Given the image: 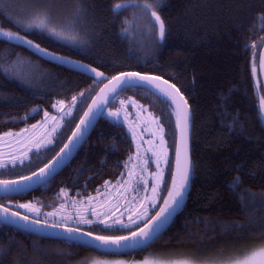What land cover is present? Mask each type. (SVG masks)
<instances>
[{
	"label": "trees",
	"instance_id": "trees-1",
	"mask_svg": "<svg viewBox=\"0 0 264 264\" xmlns=\"http://www.w3.org/2000/svg\"><path fill=\"white\" fill-rule=\"evenodd\" d=\"M39 1L43 0L27 5ZM54 1L39 4L48 16L44 27L14 21V11L0 4V28L32 42L0 36V132L37 119L56 99L69 104L80 95L73 115L53 143L33 152L24 164L0 169L9 174L4 178L28 174L47 162L97 88L119 72L137 70L170 80L189 105L190 190L166 231L138 252L101 254L0 224V264H73L87 252L133 261L149 251L163 257L167 251L198 261H222L264 245V125L260 116L264 94L255 69L264 42V0H60V7L52 6ZM142 2H151L157 9L165 26L163 39L157 29L136 37L127 31L124 22L129 6ZM117 3L124 8L114 9ZM57 14L69 20L72 14L73 26L81 27V31L72 29L73 39L56 35ZM53 54L76 64L57 60ZM85 67L98 69L104 78L97 80L83 71ZM119 95H132L161 116L169 161L159 200L146 219L127 227L115 224L128 221L126 216L111 217L113 225L108 227L99 223L75 226L106 236L133 231L151 217L168 186L175 143L174 113L164 98L142 87L126 88ZM115 98L109 105L115 104ZM132 151L125 125L102 114L67 166L27 194L0 196V204L19 211L7 201H28L50 209L69 198L66 190L69 195L75 188L79 189L76 194L98 191L104 182L123 176ZM237 177L238 186L233 187ZM48 245L60 254H43Z\"/></svg>",
	"mask_w": 264,
	"mask_h": 264
},
{
	"label": "rangeland",
	"instance_id": "rangeland-1",
	"mask_svg": "<svg viewBox=\"0 0 264 264\" xmlns=\"http://www.w3.org/2000/svg\"><path fill=\"white\" fill-rule=\"evenodd\" d=\"M43 1L37 2L35 6L27 5L33 4L34 0H0V4L14 11L12 14L15 16L11 15L14 21L28 22L36 26L41 20L44 21L48 17L42 8L45 4ZM145 3L152 4L151 2H142L130 5V9L128 8L130 17L127 16L128 19L124 23L127 31L131 34L130 36H140L143 32L145 35L152 31L156 32L157 26L151 12H156L157 9L154 5L151 9H147L143 6ZM61 4H63L62 1L55 0L52 6L58 7ZM57 15L58 20L54 23V28L58 29L56 35L61 39H73L71 37L72 29L81 31V27L75 23V27L73 26L72 14L70 20L68 19L69 16ZM3 31L9 32L4 29ZM16 34L24 39H18L16 36L12 38L0 36L28 43L24 36L20 33ZM144 37L148 40L147 36ZM53 57L68 64H76L75 60H70L59 54H53ZM79 96L69 104L56 99L51 109L42 110V115L37 119L19 128L6 129L0 132V169L24 164L30 159L33 152L51 145L57 132L73 115ZM114 103L104 110L103 115L110 120L123 123L133 143V151L122 177L113 182H105L102 189L85 195L70 196L66 190L64 194L69 198H66L65 201H59L57 206L50 209H45L40 204L28 201L12 203L8 200L7 202L30 217L49 223L81 226L83 228L91 227L95 223L104 227L112 226L111 217H128V221L115 223L122 227L132 226L146 219L150 209L159 200L169 161V145L165 125L158 113L150 109L148 104L141 102L132 95H119L115 98ZM35 109H32L31 112H34ZM113 112H118V116L110 115ZM6 172L0 171V179L8 177L9 174ZM165 192H163V196ZM20 204H31L40 210L39 212H30L28 209L19 208ZM48 213H52V215H47ZM84 221H90V223ZM92 231L96 234L100 232L98 230ZM48 248L49 250L42 249L43 254H60L56 248H51L49 245ZM262 248L264 245L248 252L245 256L222 261H198L191 256L167 251L166 253L162 252L165 257L154 255L152 251H149L133 261L110 256L102 257L87 252L83 258H79V262L73 264H234L235 261L252 257L253 253L259 254ZM256 258L259 259V256L257 255Z\"/></svg>",
	"mask_w": 264,
	"mask_h": 264
},
{
	"label": "water",
	"instance_id": "water-1",
	"mask_svg": "<svg viewBox=\"0 0 264 264\" xmlns=\"http://www.w3.org/2000/svg\"><path fill=\"white\" fill-rule=\"evenodd\" d=\"M153 20L157 26L158 36L159 38H161L159 34L160 22L155 20L154 17H153ZM77 66L81 68V65H77ZM92 69H95L96 71L93 72L91 71ZM255 69L258 75L259 84L264 94V42L259 49L258 61H257V65ZM83 71H86L91 75H94L97 80L104 78V75L102 76L96 75V73L99 72V70L96 68L85 67ZM132 72L140 73L141 76L159 77L160 79L155 82H149V81H141L138 78H134L128 84L119 86L115 93L105 89L106 85L110 86V81L112 82V84L115 83V81H112L113 77H118L120 76L121 73H132ZM165 81L167 83H165ZM156 85H159V87H157ZM171 85H175V84L160 75L147 74V73L137 71V70H126V71L117 73L111 78H108L107 80H105L97 88V90L94 92V94L89 99L80 117L78 118L77 122L75 123L74 127L72 128L71 132L69 133V135L67 136L63 144L60 146V148L56 151V153L47 162H45L43 165H41L40 167H38L37 169H35L34 171L28 174L18 176V177H13V178L0 179V181H5V180L19 181L18 184H15V185L10 184L8 185L7 188H5L3 185H0V196L1 197H10V196H18L21 194H27L28 192L34 190L35 188L40 187L42 184H44L45 182L49 181L52 177H54L59 171H61L72 160L75 153L78 151L79 147L83 144V142L89 136L97 120L101 117L104 110L109 106L111 101L115 98V96L119 92H121L122 90L126 88H131V87H142L152 92H155L156 94L160 95L170 104L172 111L174 113V118H175V143H174L173 159H172V166H171L168 186H167V189H166V192L163 198L161 199L157 208L155 209V211L153 212V214L151 215L149 219H147L142 225H140L133 231H130L122 235H117V236H130L132 232H138V230L140 228H144L146 224H152L154 226L153 231L148 238H142V237L137 238L138 240H143L144 241L143 243L137 244L133 242L132 240H128V241H122L119 246L114 245V244L106 245L102 243L101 241L95 239V237L97 236H106V235L92 233L87 230L75 227V226L49 223V222H46L40 219L30 217L28 215H27L29 217L28 221L20 219L19 217H15V218H12L15 221L13 223H0V224L10 226L12 228L21 230L25 233H29L37 237L54 239V240H63V241L75 243L83 247L92 249L101 254L124 255V254L138 252L150 246L154 241H156L166 231V229L170 226L174 217L184 207L187 197H188L189 190H190V184H191V174H192L191 167L192 166H191V142H190V130H191L190 108H189V105L184 95L181 93L179 88L175 85V88L173 89L171 88ZM102 89H105V91L102 92L101 91ZM176 89H178L179 91L177 92ZM168 92H171V95H168L167 94ZM94 101H97L99 106H97V104H94ZM90 108H92V113L90 117L87 118L88 120L87 125H81L80 124L81 120L86 119L84 114L86 112H89ZM185 108L187 109V112L189 115V122H188L186 137L182 139L181 128L177 124V112L178 111L182 112ZM260 116H261V121L264 125V106H262L261 103H260ZM78 125L80 126L79 132H78V127H77ZM74 132H78V135L76 137H73ZM70 140H71V143H70ZM66 144H68L69 147L65 149L63 153H61L60 152L61 148H64V145ZM177 152H179L181 172L183 171L185 166H187L188 168L189 180L187 183V188L184 189L182 197H178L177 202L173 204L159 220H152V217H155L156 214L160 212L162 208L165 207L164 201L168 199L169 191L173 190V183H172L173 178L176 179L177 187H179L180 183H182L181 174L177 170ZM45 165H50V167L46 169V172H47L46 176L44 177H41L39 175L33 176V173H38L41 168L45 167ZM22 177H32V179L22 180L21 179ZM3 206L8 207L5 205ZM8 208L11 211H17L10 207ZM21 215L23 216L25 214L21 213ZM68 229H73V231L69 232ZM76 229H79V231H76ZM88 233H92V235H88Z\"/></svg>",
	"mask_w": 264,
	"mask_h": 264
},
{
	"label": "snow or ice",
	"instance_id": "snow-or-ice-1",
	"mask_svg": "<svg viewBox=\"0 0 264 264\" xmlns=\"http://www.w3.org/2000/svg\"><path fill=\"white\" fill-rule=\"evenodd\" d=\"M145 8L147 9H151L152 8V4L150 3H145L143 5ZM124 8L123 4L117 3L114 5V9H121ZM152 17L155 18V20L160 22V27H159V34L161 39L164 38L165 35V26L163 21L160 20V17L157 15V13L155 11L151 12ZM262 19H264V17H262ZM28 27H32L33 25L29 24L27 25ZM38 27H44L45 26V22L43 20L40 21L39 25H36ZM51 31L55 32V29H51ZM0 35L6 36L8 38H12L13 36H16V38L18 39H24L23 37H19L18 34L16 33H12V32H5L3 31V29H0ZM28 43H32L31 41H27ZM37 48H39V45H36ZM91 71L95 72V69H92ZM97 76H102L103 73H96ZM134 78H138L141 81H149V82H155L157 80H159V77H148V76H141L140 73H121L120 76L118 77H113L112 81H115L114 84H112V82L110 81V86L106 85L105 89H107L108 91H111L113 93H115L117 91V88L121 85H125L128 84L130 81H132ZM165 83H167L165 81ZM157 87H159V85H156ZM171 88H175V85H171ZM105 89H102L101 91L104 92ZM176 91L178 92L179 90L176 89ZM168 95H171V92L167 93ZM81 96H83V93H81ZM73 101L76 100V97L72 98ZM123 103V102H122ZM94 104H97V106H99L97 101H94ZM261 104L262 106H264V97L261 98ZM92 113V108L89 109V112H86L85 118L86 119H82L80 124L81 125H87L88 120L87 118L90 117ZM45 115L47 116V113H45ZM110 115L113 116H118V112H113L110 113ZM188 122H189V115L187 112V109L185 108L182 112L178 111L177 112V124L178 126L181 128V136L182 139L184 137H186V133H187V128H188ZM78 132L80 130V126L78 125ZM78 132H74L73 133V137H76L78 135ZM71 143V140H70ZM69 147L68 144L64 145V148H61L60 152L63 153L65 151V149H67ZM59 155V154H58ZM13 163H15V161H13ZM50 167V165H45L44 168H41L39 170L38 173H33V176H41L44 177L47 175L46 169H48ZM177 170L178 172H180L181 174V179H182V183H180L179 187H177V182L176 179L173 178L172 183H173V190L169 191L168 193V199H166L164 201L165 207L161 209L160 212H158L156 214L155 217H152V220H159L165 212L168 211V209L177 202V198L178 197H182L183 195V191L184 189L187 188V183L189 180V172H188V168L187 166L184 167L183 171L181 172L180 170V159H179V152H177ZM22 180H30L32 179V177H22ZM19 181H0V185H3L5 188L8 187V185H15L18 184ZM239 183V178L237 177V179L235 181H233L232 186L233 187H237ZM155 191V189H154ZM262 204H264V201H261ZM19 208H24V209H28L30 212H39V208H35L33 207L31 204H20ZM47 215H52V213H48ZM15 217H19L20 219H23L25 221L29 220V217L27 215H21L20 212L18 211H11L8 207H4L3 205H0V223H13L15 222L12 218ZM85 223H90V221H84ZM38 223V221H37ZM153 225L152 224H146L144 228H140L138 230V232H132L130 236H97L95 237V239L101 241L104 244H114L119 246L121 244L122 241H128V240H132L133 242L140 244L143 243V240H138V237H142V238H148L150 236V234L153 231ZM69 232L73 231V229H68ZM76 231H79V229H76ZM88 235H92V233H88ZM257 255L259 256V259H257ZM234 264H264V248L261 249L259 254L253 253L252 257H246L244 260H238L235 261Z\"/></svg>",
	"mask_w": 264,
	"mask_h": 264
},
{
	"label": "flooded vegetation",
	"instance_id": "flooded-vegetation-1",
	"mask_svg": "<svg viewBox=\"0 0 264 264\" xmlns=\"http://www.w3.org/2000/svg\"><path fill=\"white\" fill-rule=\"evenodd\" d=\"M75 154H76V153H75ZM72 159H73V158H72ZM69 163H70V162H69ZM69 163H68V164H69ZM68 164H67V165H68ZM67 165H66V166H67ZM81 180H82V179H81ZM82 182L85 184L86 180H83ZM104 183H105V182H104ZM104 183H103V185H104ZM103 185L101 186V188H103ZM78 190H79V189H78ZM78 190H77V188H75L74 191H72V194H71L70 196L75 195V194L78 192ZM85 192H86V193H83V194H80V195H85V194L92 193L91 191H88V192L85 191ZM94 192H96V191H94ZM149 218H150V217H149ZM149 218H148V219H149ZM121 259H125V258H121ZM125 260H126V259H125Z\"/></svg>",
	"mask_w": 264,
	"mask_h": 264
},
{
	"label": "bare ground",
	"instance_id": "bare-ground-1",
	"mask_svg": "<svg viewBox=\"0 0 264 264\" xmlns=\"http://www.w3.org/2000/svg\"><path fill=\"white\" fill-rule=\"evenodd\" d=\"M153 75V74H152ZM190 115H191V112H190ZM96 124V123H95Z\"/></svg>",
	"mask_w": 264,
	"mask_h": 264
}]
</instances>
